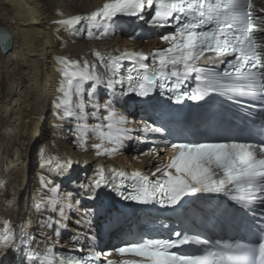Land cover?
I'll use <instances>...</instances> for the list:
<instances>
[{"label": "snow or ice", "instance_id": "1", "mask_svg": "<svg viewBox=\"0 0 264 264\" xmlns=\"http://www.w3.org/2000/svg\"><path fill=\"white\" fill-rule=\"evenodd\" d=\"M260 5L257 6V0H104L102 6L87 14L64 17L60 13L61 18L54 21L57 32L69 31L76 36L86 33L89 39L110 35L112 25L120 17L138 18L151 29L170 27L174 30L159 34V40L167 47L150 53L93 50L92 55L99 64L54 57L59 74L58 95L53 105L56 119L62 123L75 121L71 131L76 137L74 142H79L81 149L85 148L86 135L94 133L99 143L92 144V148L99 157L115 154L123 140L131 139L129 133L133 131L126 127L131 121L117 113L111 102L100 104L94 99L101 85L113 94L119 85L121 96L147 97L159 89L161 95L171 93L169 99L176 104L182 103L185 97L200 101L210 93L233 100L237 105H240L237 98L248 97L259 105L260 112H264V0H260ZM0 47H8L6 33H0ZM202 60L211 61V66L202 67ZM124 61L132 63L127 75L121 73ZM101 67L104 72L98 70ZM193 76L196 86L188 91L186 81ZM88 82L91 88L86 90L84 85ZM246 114L252 115L251 112ZM89 117L98 123L89 124ZM139 131L145 137L148 134L171 135L163 125L147 122ZM150 143L152 146L141 155L160 161L151 177L140 170L128 172L98 166L90 183L82 187L94 195L97 189L111 183L116 194L124 200L171 209L182 207L185 197L224 193L243 208L245 215L251 214L250 239L226 244L223 250L213 252L206 250L211 241L200 234L190 235L184 229L173 231L165 238L130 236L107 249H98L93 236L88 254L82 257L57 254L52 246L41 253L31 250L36 241L27 231L32 223L29 213L19 226V232L14 230L9 219L0 218V256L16 248L19 240L22 245L27 242L24 256L28 264H264V140L247 143L161 139ZM166 148H170L171 155L164 162L160 153ZM40 166L62 173L72 166V161L62 162L58 157L46 155L42 149ZM124 181L130 182V190L126 192L120 190ZM50 184L51 181L41 177V189L57 193V187L49 188ZM0 188L6 189L5 181L0 180ZM4 203L13 206L15 200L5 198ZM57 207L60 219L49 216L41 220L40 227L54 230L58 237L61 230L67 228L63 222L65 210L73 205L55 195L38 194L31 209L35 213L43 210L55 213ZM91 214L92 210L88 209L77 224L90 223L87 218ZM83 235L77 233L73 239L78 240ZM185 246L205 250L195 254L184 251Z\"/></svg>", "mask_w": 264, "mask_h": 264}, {"label": "bare ground", "instance_id": "2", "mask_svg": "<svg viewBox=\"0 0 264 264\" xmlns=\"http://www.w3.org/2000/svg\"><path fill=\"white\" fill-rule=\"evenodd\" d=\"M104 0H0V30L7 32L9 48L0 51V180L6 182V189L0 188V218L9 219L15 231L19 232L22 221L31 213V225L28 234L36 243L31 250L41 253L47 246L69 249L88 254L92 246L91 237L95 236L97 248L107 249L129 238L133 223L138 222L134 213L128 214L110 210L99 198L97 189L93 195L82 185L89 184L98 166L132 172L140 170L151 177L156 164L160 161L150 156L141 155L151 147L150 141L163 139L158 134H145L139 131L144 122L154 123L148 115V109L142 104L128 100L118 91L111 93L104 86H98L94 99L104 104L111 102L115 111L128 118L131 123L126 127L133 129L131 139L123 140L119 150L109 156H96L92 144L99 143L94 133L89 132L86 145L81 149L71 131L75 121L60 122L56 119L54 101L58 95L59 74L54 57L65 56L70 59H82L89 64H99L92 55L93 50L101 53H115L116 50H138L147 53L151 48L161 47L159 34L146 30L135 20L119 18L112 25L111 34L101 39H89L86 33L76 36L69 31H56L55 20L75 14H87L102 6ZM102 30V29H101ZM97 34H99L97 32ZM59 37V38H58ZM100 72L104 69L98 68ZM90 89L91 82L84 85ZM87 99L86 91L84 93ZM106 114V113H103ZM89 124L98 123L89 117ZM61 124V127H56ZM112 147L113 145H106ZM160 147H163L161 145ZM48 156L58 157L60 161L71 160L72 166L65 172L53 171L40 166L41 150ZM171 155L170 148L160 153L167 162ZM19 159V163H17ZM51 181L49 188L57 187L53 194L48 189H41L40 179ZM57 196L67 199L73 207L66 209L67 228L56 236L54 230L41 229L40 222L51 216L60 219L59 207L53 213L43 210L32 212L31 206L37 195ZM89 196L93 198L89 199ZM224 193H201L197 199L184 209V216L203 215L213 211L215 197L222 204L229 205ZM15 200L13 206L4 203V199ZM78 202V203H77ZM92 210L87 218L90 223L78 225L84 213ZM174 222L177 220L172 219ZM252 223V217L246 223L232 229V238L245 235ZM231 226L215 225L217 236L223 239ZM41 232L44 235H41ZM83 233L78 240L73 238ZM49 237H51L49 239ZM19 240L17 247L7 255L0 256V264H28ZM39 264V262H37Z\"/></svg>", "mask_w": 264, "mask_h": 264}, {"label": "water", "instance_id": "3", "mask_svg": "<svg viewBox=\"0 0 264 264\" xmlns=\"http://www.w3.org/2000/svg\"><path fill=\"white\" fill-rule=\"evenodd\" d=\"M0 33H6V35H7V40H8V34H7V32L5 31V30H3V29H1L0 30ZM9 48V43H8V47H7V49ZM7 49H5L4 47H0V50H1V52H5Z\"/></svg>", "mask_w": 264, "mask_h": 264}]
</instances>
